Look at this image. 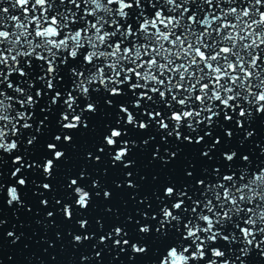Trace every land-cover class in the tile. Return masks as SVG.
<instances>
[{"label":"snow or ice","instance_id":"snow-or-ice-1","mask_svg":"<svg viewBox=\"0 0 264 264\" xmlns=\"http://www.w3.org/2000/svg\"><path fill=\"white\" fill-rule=\"evenodd\" d=\"M0 264H264V0H0Z\"/></svg>","mask_w":264,"mask_h":264}]
</instances>
